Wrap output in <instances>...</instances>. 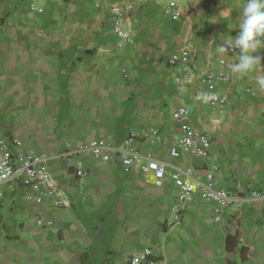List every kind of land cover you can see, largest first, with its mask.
Returning <instances> with one entry per match:
<instances>
[{
	"label": "crops",
	"instance_id": "crops-1",
	"mask_svg": "<svg viewBox=\"0 0 264 264\" xmlns=\"http://www.w3.org/2000/svg\"><path fill=\"white\" fill-rule=\"evenodd\" d=\"M241 3L0 0V133L13 156L43 159L72 201L54 208L48 198L35 201L38 192L21 180L7 183L0 264H130L144 247L156 264H264V61L241 75L231 51L217 52L226 23H239ZM113 7L122 10L121 34ZM187 49L195 59L177 82L184 67L169 57ZM221 64L234 79L220 86L227 101L213 112L200 79ZM180 106L209 136L206 156L172 157L183 133L173 117ZM93 142L126 145L198 179L213 171L235 199L217 218L214 204L195 192L174 226L171 168L156 182L139 168L126 172L115 154L96 158L86 150ZM39 217L52 227L38 226Z\"/></svg>",
	"mask_w": 264,
	"mask_h": 264
},
{
	"label": "built area",
	"instance_id": "built-area-1",
	"mask_svg": "<svg viewBox=\"0 0 264 264\" xmlns=\"http://www.w3.org/2000/svg\"><path fill=\"white\" fill-rule=\"evenodd\" d=\"M177 5V2H172L175 18L181 16V11ZM38 10L42 11L41 8ZM111 11L116 16L113 27L121 34L119 16L122 14V10L118 7H113ZM194 59L195 52L191 49L185 50L181 57L178 55L169 57L171 64L178 65L180 68L184 67L180 70V76L176 78L177 82H180L181 77L184 79L189 75V66L194 62ZM233 79L232 72L224 64L220 65L219 70H209L201 77L202 85L207 87L211 111L215 112L218 106L226 103L227 96L220 93L219 88L224 84L231 86ZM189 115L190 110L186 106L178 107L173 113L174 120L179 122L183 131L176 145L171 148V155L175 159L181 158L183 154H187L190 151H195L200 156L207 155L211 140L206 133L197 130L190 124L187 120ZM86 150L103 161L110 160L112 155L115 154L126 172L139 168L145 174V177L152 178L156 182L161 181L166 176L168 168H171V176L178 190L176 201L171 207L174 226L181 223L183 218L182 211L188 199L195 192H200L205 199L214 204L218 214L217 218H220L223 210L235 199L229 192L217 186L213 171H209L204 179H198L189 168L185 169L180 165L168 164L151 156H145L139 150L129 149L126 145L121 148L111 144L93 142ZM77 174L84 176L85 171L79 169ZM16 179L21 180L25 185H30L32 189L38 192V196L35 198L37 202L48 198L54 208H69L72 206V201L67 192L53 179L52 174L43 164V159L37 156H13L7 142L3 138V134L0 133V197L4 186ZM36 223L41 227H52V220L43 217L37 218ZM130 264H156L152 248L144 247L140 249L136 254L132 255Z\"/></svg>",
	"mask_w": 264,
	"mask_h": 264
},
{
	"label": "clouds",
	"instance_id": "clouds-1",
	"mask_svg": "<svg viewBox=\"0 0 264 264\" xmlns=\"http://www.w3.org/2000/svg\"><path fill=\"white\" fill-rule=\"evenodd\" d=\"M238 19L235 28L231 21L226 23L228 35L221 41L217 52L224 54L231 51L236 58L233 71L246 75L255 71L264 61V56L258 54L264 51V0H242ZM211 21L216 22L214 19ZM234 29H238L235 36L232 35ZM258 83L264 87V77L258 78Z\"/></svg>",
	"mask_w": 264,
	"mask_h": 264
}]
</instances>
